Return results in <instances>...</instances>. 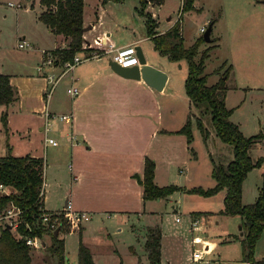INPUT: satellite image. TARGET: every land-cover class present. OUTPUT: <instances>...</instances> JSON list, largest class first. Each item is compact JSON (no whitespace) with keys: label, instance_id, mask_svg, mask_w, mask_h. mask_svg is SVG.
<instances>
[{"label":"crops","instance_id":"1","mask_svg":"<svg viewBox=\"0 0 264 264\" xmlns=\"http://www.w3.org/2000/svg\"><path fill=\"white\" fill-rule=\"evenodd\" d=\"M195 1L193 7L196 9L198 5L195 4ZM263 1H258L256 4L248 1L243 8L239 3H236L234 6H230L227 11L224 10V7L217 8L216 6L208 11L209 17L206 18L205 23L210 26V33L216 23L213 17L214 13L217 15V20L223 24L225 22L226 26L223 45L226 47L229 63L227 65L222 63L227 70L226 77H223L224 84L233 76V70L236 71L233 61H241L242 64L249 65L251 62L257 61L260 54H264ZM27 2L30 7L37 3L39 11L36 18L41 29H46L49 36L53 35L58 44L52 49H40L34 43L25 41L23 36L22 41L31 46L30 49L25 50L33 53L35 65L26 66L29 74L24 75L6 74L0 71V74L9 76L11 86L17 89V93H20L14 104L8 107L1 106L3 112L6 110V125H3L6 130L4 131L10 130L12 136H10L11 139H8L9 143H6L5 147L2 146L0 157L10 152L16 157L28 155L31 158L41 159L44 165L43 179L47 183L45 188L49 186L53 190L52 193L57 189L65 188V196H69L65 198V203L70 201L75 211L86 212L89 215L88 221L93 216L96 219L113 220L116 225H130L134 233L137 232L136 224L140 222H144L142 227L146 230L153 227L159 228L161 231V264H171L168 257H163V249L165 242L170 243L172 247L179 248V241L176 240L178 232L173 230V234L167 235L157 223H152V220H156V222L158 220L155 202L143 199L142 187L135 177L142 178L146 158L154 162V183L159 187L173 185L174 181L178 180L176 173H182L184 169H195V157L192 155L191 147L183 135L176 133L181 126L180 121L173 117L171 119L163 118L165 110L163 98L167 89L171 90L169 83L172 71L169 65L181 61L170 62L167 57L163 56L161 57L166 59L168 64L145 59L140 42L142 40L150 41L147 34L140 39H131L120 46H115L109 40V33L106 36L101 33L96 34L93 41L99 37L105 38L106 43L112 44L115 48L128 45L138 48L147 65L157 68L167 75L163 89L157 91L141 78L130 79L118 75L111 69V60L108 56L86 60L70 70H66L64 66L43 64V52L51 53L57 48L63 49L66 47L67 40L61 35H54L39 21L38 17L43 11L39 0H27ZM156 7L157 5L154 8ZM16 9L19 8L16 7ZM199 9L201 7L197 10L200 11ZM197 10L192 11L198 12ZM152 17L154 19L153 15ZM170 20L171 17L167 18V22ZM173 22L169 23L167 29L158 30L156 28V31L158 33L166 32L173 26ZM245 22L251 24V27L254 26L255 31L252 36H249L248 32L251 29L241 27ZM87 23H90L89 27H85ZM83 24L84 28L89 30L88 32L87 30L83 31L84 43L93 44L89 38L90 31L94 29L95 25L91 19L85 17L84 8ZM156 24L158 27L157 22ZM180 35L182 37L181 28ZM216 36L217 42H220L222 35L216 34ZM211 41L210 39L208 43ZM18 76L25 77V79H18ZM49 79L55 85L47 97L46 88L50 89L51 87V84H47ZM218 79L208 86L214 85ZM58 82H63L68 97L66 95L64 97L61 93L55 94ZM26 85L30 86L28 95H25L23 91ZM71 87L78 90L77 96L71 97L67 93V89ZM237 87L241 89V87ZM183 98L184 101H187L188 107L192 108L185 93ZM169 104L172 103L169 102ZM166 111L171 112V109L168 107ZM45 112L55 116L52 119V129L48 133L43 131ZM62 115H72V124L69 125L59 120L58 117ZM47 138L54 139L58 145L47 144L45 141ZM205 139L206 135L203 140ZM260 143L261 141L253 147ZM190 155L194 157L193 163L189 161ZM208 156L210 164L211 160L218 163L211 159L209 154ZM222 161L224 160L220 162ZM48 166L52 171L49 178L45 175V168ZM182 192L185 193L184 190ZM63 198L64 195L62 200ZM44 201L45 193L43 209L47 212H59L63 209L46 210ZM160 201V199L156 200V202ZM200 213L203 212H189V220L200 218ZM201 228L200 231H202ZM186 234L190 237L189 248L193 250L191 240L194 237L199 239V237L194 235V232L190 233L188 228H186ZM145 238L146 231L142 242H145ZM137 240L141 242L138 237ZM189 255L186 258L187 264Z\"/></svg>","mask_w":264,"mask_h":264},{"label":"rangeland","instance_id":"2","mask_svg":"<svg viewBox=\"0 0 264 264\" xmlns=\"http://www.w3.org/2000/svg\"><path fill=\"white\" fill-rule=\"evenodd\" d=\"M248 1L256 4L263 0H196L195 4L198 5L196 7H201L200 11L197 10L198 8L192 7L190 11L180 12L178 20L176 18L180 8L179 0H161L160 4H158L159 0H149L145 11L154 16L155 22L158 23V30L167 29L173 20V25L177 22L182 32V43L184 47H188L195 38L202 37L199 28L201 26L204 27V30L207 28L208 24L205 22L206 18L209 17V9H214L217 6V8L224 7V10L227 11L230 6H234L236 3H239L243 8ZM7 3H12L13 6H8ZM83 4L85 17L91 19L95 25L94 29L90 31L89 39L91 42L96 34L101 33L105 36L109 33V40L115 46H120L131 39H140V37L146 36L145 19L138 14L139 4L137 0H124L119 3L83 0ZM156 5L157 7L154 8ZM38 11L37 3L30 7L27 0H0V71L2 73L24 75L28 73L26 66L35 65L33 53L16 47L23 40V36L25 41L34 43L40 49H52L58 44L53 35L49 36L46 29H41L42 27L36 18ZM213 15L216 23L209 35V39L212 41L210 43L203 42L199 45L194 58L197 61L200 54L207 50L203 61V74L207 76V86L217 78L226 77L227 70H225L224 65L229 63L226 47L223 45L225 43L223 36L226 27L225 22L223 24L217 20L215 13ZM169 17L171 20L167 22ZM89 26L90 23H87L85 27ZM241 27L251 29L248 31L249 36H252L253 31H255L254 26L251 27L248 22L243 23ZM216 34L222 35L220 42H217ZM140 47L145 59H153L168 64V61L154 50L149 40H142ZM87 53L88 51L78 54L86 55ZM222 63L226 64L223 65ZM233 63L236 71L233 70L234 73L230 80L225 84L223 82L226 91L225 107L232 109L229 120L237 125L244 137H249L259 131H264V54H260L258 60L249 63V65L242 64L241 61H233ZM169 66L172 71L169 83L171 90L167 89L163 98L165 108L163 118L171 119L173 117V119L179 120L180 127L186 121L189 122L191 139L188 144L192 149V155L195 157V169H184L182 173H176L178 180L174 181L173 186L182 191L191 188L209 189L213 187L214 181L210 176L211 164L208 154L214 161L224 160L222 163H226L232 158L231 149L215 137L208 114H205L201 119L207 132L206 139L203 140L193 119L197 113L193 108L188 107L187 101H184L183 98L185 62L171 63ZM17 78L25 79V77L19 76ZM24 88V94H30V86L26 85ZM57 93H61L65 97L63 82L56 84L55 94ZM19 96L20 93H18ZM168 107L171 112L166 111ZM2 112L3 108L0 106V150L2 146L5 147V144L9 143L8 139L12 136L10 130L4 131L6 129L1 120ZM3 114L6 115V110ZM193 114L194 116H192ZM3 132L6 133L3 134ZM192 155H190L189 161L193 163L194 157ZM248 155L251 161L262 158V163L259 167L248 171L241 182V203L244 205L254 202L263 185L264 141L251 148ZM45 169V175L49 178L52 171L49 166ZM182 191H174L168 197L160 199V202L153 200L158 213V220L157 222L152 220V223H157L167 235L173 234V230L178 232L176 240L179 241V248L172 247L170 243L165 242L163 257H168L171 264H187V255L192 251L189 248L190 237L186 234V228H188L190 221L188 213L200 211L203 213H200V218L197 219L202 226V231L194 232V235H197L199 239L197 238L193 244L191 243L193 251L200 258L199 264H242L241 241L243 234L239 230L240 220L236 216H225L218 213L222 209L223 190L206 197L187 194ZM52 192L53 190L49 186L45 188V209L53 211L64 208L65 198L69 197L65 196V188ZM262 194L264 197V188ZM175 217L179 219V223H174ZM143 223L136 224L137 232L134 233L130 225H116L113 220L96 219L93 216L90 221L82 224V229L60 233V238L64 240V254L67 264H77L79 243L89 249L94 262L97 264H148L143 247L144 242H142L146 231L142 227ZM3 224L4 221H0V230L3 229ZM137 237L141 242L137 240ZM167 251L168 254H166ZM30 254L32 264H50L55 260V257L44 249L42 241H40L39 248L30 249ZM252 257L255 260L264 259V225L254 244Z\"/></svg>","mask_w":264,"mask_h":264},{"label":"trees","instance_id":"3","mask_svg":"<svg viewBox=\"0 0 264 264\" xmlns=\"http://www.w3.org/2000/svg\"><path fill=\"white\" fill-rule=\"evenodd\" d=\"M123 2L124 0H102L105 2ZM138 14L145 19L146 34L153 44V48L160 56L167 57L170 62L184 61L186 74L183 89L190 101L192 108L197 113L194 122L201 137L204 139L206 130L201 119L208 114L214 135L218 140L229 146L232 158L226 163H214L211 160L210 176L214 181L209 189L191 188L184 190L187 194H195L201 197L211 196L223 190L224 196L222 209L219 214L236 216L240 220L239 230L243 234L242 239V264H264V259L255 260L252 257L253 247L260 236L264 225V197L263 185L253 203L244 205L241 203V182L246 173L259 167L262 158L251 161L249 150L258 142L264 141V131L244 137L238 127L229 117L232 110L224 105L223 79H219L214 85H206V75L203 74V61L207 50L203 51L197 61L194 59L199 45L203 43L202 37L196 38L188 47H184L179 33L177 22L166 32L158 33L157 24L146 6L149 0H137ZM161 0H159L158 4ZM195 0H182L181 13L190 11ZM157 4V5H158ZM43 7L38 19L54 35H61L67 40L66 47L51 51L54 66H63L71 63L73 57L83 52V0H39ZM18 100V93L9 82V76L0 74V106L8 107ZM5 125L6 115H1ZM189 122L186 121L176 133L185 137L189 143L191 134ZM43 161L31 158L13 156L10 152L0 157V184L9 189V195H0V213L10 204L22 210V217L15 231L8 227L0 230V264H32L30 248L25 244L26 237H38L42 241L44 249L53 257L50 264H67L64 254V240L60 233H68L65 227L55 231H49L41 223L40 214L43 209V200L39 198V192L43 183ZM155 165L151 159L146 158L143 166L142 178L135 177L142 187L143 199L158 200L171 195L174 191H182L173 185L159 187L154 183ZM144 250L148 264H161V231L157 227L146 230ZM77 264H95L89 249L79 243Z\"/></svg>","mask_w":264,"mask_h":264},{"label":"built area","instance_id":"4","mask_svg":"<svg viewBox=\"0 0 264 264\" xmlns=\"http://www.w3.org/2000/svg\"><path fill=\"white\" fill-rule=\"evenodd\" d=\"M9 6H13L12 3H8ZM181 6H182V0H179V12L177 15L176 20L179 19V14L181 12ZM179 22V21H178ZM200 33L204 32V27H201L199 29ZM17 47L19 49H30L31 46L29 43L25 41H21L17 44ZM88 51L86 55H80L76 54L73 57V61L71 63L67 62L64 63L63 66L66 70L72 69L74 66L89 60V59H96L100 58L102 56H108L110 60L117 65H119L122 68H129L132 66H138L139 60L137 57L136 47L134 45H128L125 47L115 48L112 44L106 43L105 38H99L96 37V39L93 41V44L91 43H84L83 44V52ZM81 53V52H80ZM44 59L43 64H50L53 65V57L51 56V53L49 52H43ZM47 84H51L50 89L48 87L46 88L47 91V97L51 94L55 83L49 79V82ZM67 93L71 97H75L78 94V90L76 88H69L67 89ZM55 116L50 115L48 112H45V123L43 126V131L45 133H48L52 129V119H54ZM59 120L63 121L66 124L71 125L73 116L72 115H62L58 117ZM73 139V135L71 136ZM47 144L51 146H57L58 143L52 139L47 138L45 140ZM45 186L46 182L43 179V183L40 188L39 192V198L43 200V196L45 193ZM0 195L8 196L9 195V189L4 186L3 184H0ZM22 217V210L14 206L13 204H10L6 210H4L2 213H0V221H4V227H8L11 230L15 231L17 229V226L21 220ZM40 220L41 223L45 226L46 229L49 231H56V230H62L65 227L68 228L69 231H78L82 224L89 220V215L86 212L82 211H75L70 203V201H67L65 203L64 208L62 211L59 212H47L44 209H42L40 214ZM174 222H179V219L177 217L174 218ZM201 228V225L199 223L198 219H191L189 222L188 231L190 233L192 232H199ZM197 238H192L191 243L195 242ZM40 238L38 237H26L25 238V244L30 249H37L40 247ZM198 258V254L192 250V252L189 255L188 258V264H199L201 261Z\"/></svg>","mask_w":264,"mask_h":264},{"label":"water","instance_id":"5","mask_svg":"<svg viewBox=\"0 0 264 264\" xmlns=\"http://www.w3.org/2000/svg\"><path fill=\"white\" fill-rule=\"evenodd\" d=\"M85 30H87V28L83 29V31ZM209 33H210V26H207V28L202 33L203 42L208 43L210 41ZM136 52H137V57L139 60L138 66L122 68L116 63L111 61L110 62L111 69L115 73H117L118 75L124 78H130V79H140L141 78L145 81V83H147L149 86H151L155 90L157 91L162 90L167 80V75L164 72L160 71L159 69L154 68L150 65H147L145 63V59L143 58L138 48H136ZM57 233H58V230L54 232V234H57Z\"/></svg>","mask_w":264,"mask_h":264}]
</instances>
